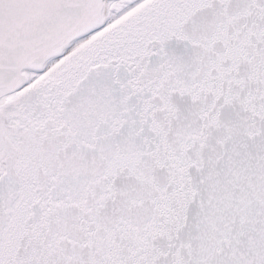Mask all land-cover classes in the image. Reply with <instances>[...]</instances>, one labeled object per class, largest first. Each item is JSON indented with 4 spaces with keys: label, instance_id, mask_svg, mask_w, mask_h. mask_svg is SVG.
Segmentation results:
<instances>
[{
    "label": "snow or ice",
    "instance_id": "snow-or-ice-1",
    "mask_svg": "<svg viewBox=\"0 0 264 264\" xmlns=\"http://www.w3.org/2000/svg\"><path fill=\"white\" fill-rule=\"evenodd\" d=\"M0 264H264V0H0Z\"/></svg>",
    "mask_w": 264,
    "mask_h": 264
}]
</instances>
